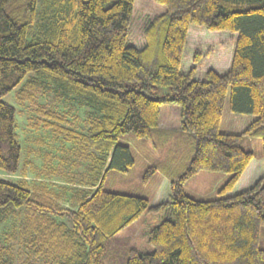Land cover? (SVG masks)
Masks as SVG:
<instances>
[{"label":"trees","instance_id":"16d2710c","mask_svg":"<svg viewBox=\"0 0 264 264\" xmlns=\"http://www.w3.org/2000/svg\"><path fill=\"white\" fill-rule=\"evenodd\" d=\"M134 1L0 0V224L12 220L0 264H264V0H154L164 10L146 21L141 47L127 43ZM192 23L235 34L224 73L195 78L199 51L180 70ZM162 87L170 93L158 96ZM64 95L85 107L84 131L77 113L57 108ZM226 100L254 115L239 133L220 130ZM165 102L180 108L174 133L159 127ZM15 105L30 127L70 144L48 171L61 189L26 181ZM243 138H259L260 154ZM133 139L151 151L144 177L169 180L166 200L107 188L111 171L134 166ZM255 157L262 174L228 193ZM201 171L226 175L217 197L187 193ZM145 213L158 220L146 230L150 251L120 234Z\"/></svg>","mask_w":264,"mask_h":264},{"label":"rangeland","instance_id":"374dc122","mask_svg":"<svg viewBox=\"0 0 264 264\" xmlns=\"http://www.w3.org/2000/svg\"><path fill=\"white\" fill-rule=\"evenodd\" d=\"M164 10V6L154 0H135L130 31L127 36V43L136 47H141L144 43L143 29L149 17L158 15ZM235 34L227 30H209L197 24H190L188 28L187 43L184 48L180 70L183 73H188L193 62V55L199 51V62L195 72V78H203L204 72L208 68H213L218 73L222 74L230 65L232 51L235 44ZM170 93L168 87L158 88L156 94L158 96ZM53 93L46 97H41V102H52ZM7 101L13 102L12 94L5 97ZM61 111L77 113L78 129L85 130L84 119L87 115L85 107L79 104V101L70 95L62 96V100L56 104ZM16 107V105H15ZM18 109V128L17 133L23 146L24 157L30 160V167L26 171L25 179L27 182L34 184L46 181L50 188L61 189L66 182L60 175L49 174L48 171L57 167L61 156L67 155V150L70 144H64L61 139H57L55 134L46 129L32 128L29 126V112L25 107H16ZM75 110V111H74ZM254 118L252 114H242L232 112L228 107V100L225 101L223 108V116L221 120L222 129L229 128L231 132L239 133L246 125ZM159 121L163 127L170 129L169 132H176L180 129V108L174 102H165L160 106ZM225 122V123H224ZM183 134V133H182ZM182 140L185 142V148L188 145L189 137L182 135ZM134 140V139H133ZM141 141V142H139ZM146 141V140H144ZM134 146L133 156L135 164L128 172L119 173L111 171L107 177V188L113 190L137 189L140 195L152 197L156 191L161 188L158 175L149 173L144 177L146 166L151 164L149 159V149L140 139L131 141ZM147 144V142H146ZM245 147H250L260 154L261 140L255 138L253 141H247L243 138ZM257 157L254 158V160ZM66 168H63V171ZM206 180H202V176ZM221 176L218 172L201 171L192 176L186 182L187 193L199 198H214L217 197V191L220 185H216L211 192L206 195H196L194 192H206V188H210L217 178ZM19 177V176H18ZM212 177V180H210ZM21 178V177H19ZM115 181V182H113ZM160 182V183H159ZM164 196V192H160ZM152 219L149 213L133 222L131 225L123 229L120 234L129 235L132 237V245L139 250L150 251L152 246L147 242L146 230L154 226L158 220ZM12 220L0 224V233L3 234L9 231ZM150 226V227H149Z\"/></svg>","mask_w":264,"mask_h":264},{"label":"crops","instance_id":"0c3cea01","mask_svg":"<svg viewBox=\"0 0 264 264\" xmlns=\"http://www.w3.org/2000/svg\"><path fill=\"white\" fill-rule=\"evenodd\" d=\"M230 67V65L227 67V69ZM226 69V70H227ZM225 123V122H224ZM159 127L163 130H166V127H163L159 121ZM220 130L222 132H231L229 130V128H224L222 129V126L220 124ZM133 141V140H131ZM151 153L150 149H149V154ZM262 170H263V163H262V159H255L254 158L249 162V164L247 165V167L245 168V170L243 171V173L241 174V176L239 177L238 181L236 182V184L234 185V187L232 188V190H230L228 193L230 194H234L237 193L245 188H248L250 185H252L255 180L262 174ZM158 175V179L159 181H161L160 186L161 188L158 189L155 193V195H153V198L151 197V204H156L159 203L161 201H164L167 199L168 197V193H169V180L163 176V175ZM226 178V175H221L219 178H217L215 180V182L212 184V186L209 188H206V192H194L196 195H206L209 192H211L213 190V188L217 185H220L222 183V181ZM202 180H206V177L203 175L202 176ZM210 180H212V177H210ZM185 189H186V185H185ZM160 192H164V196H161Z\"/></svg>","mask_w":264,"mask_h":264}]
</instances>
